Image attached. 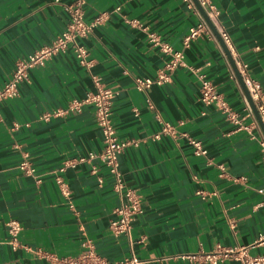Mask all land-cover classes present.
<instances>
[{"label":"crops","instance_id":"crops-1","mask_svg":"<svg viewBox=\"0 0 264 264\" xmlns=\"http://www.w3.org/2000/svg\"><path fill=\"white\" fill-rule=\"evenodd\" d=\"M70 1L0 0V90L19 61L66 29L69 16L63 5ZM211 1L220 11L219 26L229 33L264 92V0ZM118 6L121 14H112L84 40L91 69L81 66L70 50L30 70L29 79L19 86V98L0 102V264H53L35 251L75 257L85 243L112 262L130 255L128 240L115 237L109 228L119 200L108 169L99 161L98 175L91 173L89 164L67 169L61 176L70 188L69 199L52 173L70 158L102 149L94 108L40 120L46 112L94 92L93 75L116 92L112 119L118 137L141 142L120 156V168L127 187L142 197V213L132 235L134 240L144 238L134 246L144 264H199L178 256L217 246L264 254L260 132L252 126L258 137L252 139L247 130H237L221 111L200 101L201 74L245 118L244 124L255 122L245 112L241 84L218 36L213 31L193 41L186 51L187 66L174 72L168 84L142 93L136 90L135 79L155 77L169 56L153 47L145 33L129 26L126 18L141 21L180 49L199 16L183 0H88L85 20L91 22ZM158 115L178 126L179 134L200 140L207 155H196L181 135L153 140L162 126ZM25 155L34 176L19 169ZM10 220L21 223L19 242L30 250H14L8 243Z\"/></svg>","mask_w":264,"mask_h":264},{"label":"built area","instance_id":"built-area-1","mask_svg":"<svg viewBox=\"0 0 264 264\" xmlns=\"http://www.w3.org/2000/svg\"><path fill=\"white\" fill-rule=\"evenodd\" d=\"M61 0H56L60 3ZM189 9L195 11L199 16V21L193 25L187 36L183 40V45L180 49H175L172 45L162 40V38L151 28L137 19L126 18V23L132 28L138 29L146 34L149 43L158 48L162 53L169 56L163 69H161L155 77L135 79V88L137 91L147 93L154 85L164 86L171 82L172 74L179 68L186 67V51L191 47L193 41L206 33H213V29L208 24L195 1L206 13L215 30L217 31L222 42L225 44L231 53L237 69L244 81L251 100L254 102L256 109L260 116V122L255 115L252 105L243 91L245 102V112L255 118L252 125L244 124V117L235 111L223 95L218 91L216 85L209 80L205 75H199L200 80V101L206 106H214L221 111L226 119L234 124L237 130H247L252 139L257 140L258 137L253 134L252 126L260 132V139L258 142L264 154V92L261 84L252 78L249 72V66L243 62L236 52V48L229 33L219 26L218 18L220 11L211 0H183ZM88 0H71L69 3L63 5L65 12L69 16V22L66 29L61 32L49 45L43 46L33 54L18 62V65L12 77L5 83L0 90V102L16 99L20 97L19 86L22 82L29 79L30 70L43 67L48 61L64 54L68 51H73L81 66L91 69L92 63L89 60V50L84 44V40L88 39L94 32L95 28L105 24L112 14H121L122 6L116 7L112 12H105L96 16L91 22H86V10ZM214 34V33H213ZM234 77L238 80L235 72ZM93 84L95 91L89 93L85 98L72 100L67 107L59 108L53 111L46 112L40 117V120L49 122L54 118L66 117L71 114L81 113L87 106H92L95 112L96 123L102 133L103 147L100 151H91L86 155L70 158L64 164L53 171L56 182L59 185L62 193L66 198L71 197V191L68 184L62 178L61 174L67 169H76L83 164L91 165V173L98 175V168L96 162H101L107 169L110 176L113 178V190L117 194L119 204L114 209V218L110 222V230L115 237H125L130 245V255L124 259L112 262L102 257L91 243L84 244L83 252L75 257H59L54 254L44 252L40 249L36 250V254L41 258L51 261L53 264H144L136 253L134 246L142 244L144 238L134 240L132 231L133 224L136 218L142 213V197L133 189L127 187L124 175L120 168V156L123 155L128 148L139 147L141 142L135 139L121 140L116 128L113 124V102L116 97V92L107 87L101 77L93 75ZM147 104L151 109H154L150 99H147ZM159 132L152 136L155 141L161 140L164 136L181 135L194 148V153L198 156L207 155V150L203 147L200 140L191 137L188 133H178L176 125L161 120ZM180 122L179 125H183ZM262 124V126H261ZM19 165V169L27 174L34 176L36 171L32 164L27 159ZM222 171V176H226L227 172L223 165L219 166ZM245 180V178H240ZM99 185L103 186L104 180L102 177L98 178ZM261 193H264L261 191ZM216 195V193H213ZM264 203V200H263ZM73 207V206H71ZM8 233V243L14 250L18 248H26L20 244L19 236L23 230L21 223L18 220H10L6 224ZM261 242H264V236L261 237ZM178 258L189 260L193 263L199 264H221L227 260H233L239 264H264V254L250 255L248 248H223L217 246L212 251H200L195 254H187L178 256Z\"/></svg>","mask_w":264,"mask_h":264},{"label":"water","instance_id":"water-1","mask_svg":"<svg viewBox=\"0 0 264 264\" xmlns=\"http://www.w3.org/2000/svg\"><path fill=\"white\" fill-rule=\"evenodd\" d=\"M195 3L197 5L198 9L200 10V12L202 13V15L204 16V18L207 20V22L210 25V27L213 29V31L215 32V34L218 36V38H219V40H220V42H221V44H222V46H223V48H224L227 56H228V59H229L231 65H232V68H233V70H234V72H235V74H236V76H237V78H238V80H239V82L241 84V87H242L243 91L245 92L246 96L248 97V99H249V101H250V103L252 105V108H253V110L255 112V115L258 118L259 122H260L259 113H258V111L256 109V106H255L254 102L251 100V98L249 96V93L247 91V88H246V86L244 84V81H243V79H242V77H241V75H240V73H239V71L237 69V66H236V64L234 62V59H233L231 53L229 52V50L227 49V47L225 46V44L222 42V40L219 37V35H218L217 31L215 30L214 26L212 25V23L210 22V20L207 18L206 13L204 12V10L200 7V5L196 1H195ZM261 126H262V124H261Z\"/></svg>","mask_w":264,"mask_h":264}]
</instances>
